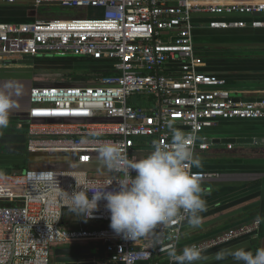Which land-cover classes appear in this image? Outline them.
Wrapping results in <instances>:
<instances>
[{"label":"built area","instance_id":"built-area-1","mask_svg":"<svg viewBox=\"0 0 264 264\" xmlns=\"http://www.w3.org/2000/svg\"><path fill=\"white\" fill-rule=\"evenodd\" d=\"M25 1L36 8L57 4L97 13L69 21L0 23V69L17 60L61 56L108 62L114 74L86 85L30 88V106L22 119L27 152L62 155L75 166L0 173V264H171L167 253L153 246L151 236L132 242L114 233L106 201H99L91 217H85L69 210L57 188L31 181L29 175L52 173L58 189L69 193L76 190L74 177L85 179L91 200L93 192L115 187L122 178V173L108 171L99 162L94 141L122 143L130 160L143 158L154 141L170 143L171 121L181 131L197 130V154L209 150L204 133L220 121H264V101L237 103L224 79L201 71L204 63L194 42L195 16H262L264 1L0 0L8 5ZM248 25L261 29L264 22L216 20L209 27ZM139 140H146L145 145ZM192 172L199 173L202 182L221 178L220 173L195 167ZM68 213L73 216L68 218ZM86 223L101 227L86 228ZM186 224L185 220L157 230V235L171 237L165 247L175 245L180 252ZM259 228L256 221L197 246L207 250L224 246ZM69 248L89 249L92 258L74 255L76 262H58L55 249Z\"/></svg>","mask_w":264,"mask_h":264},{"label":"crops","instance_id":"crops-1","mask_svg":"<svg viewBox=\"0 0 264 264\" xmlns=\"http://www.w3.org/2000/svg\"><path fill=\"white\" fill-rule=\"evenodd\" d=\"M258 1L264 0H218V3L247 4ZM35 9L36 7L28 1L14 5L0 2V23H10L11 19L22 20L21 23L33 22L37 20ZM216 20L242 21L250 24L253 21L264 22V14L254 17L246 15L194 17L195 48L204 63L201 71L224 79L227 89L237 103L246 104L252 100L256 102L264 100V27L258 29L248 25L242 29H211L210 22ZM16 65L8 69L17 68ZM1 70L5 69H0V82L20 84L30 83L33 80L24 78L20 80L21 76H16V73ZM17 101L20 106L26 103L27 108L19 107L12 112L10 123H14L15 131L22 130L26 125L25 123L21 125L19 121H23L29 109V93L25 100L18 98ZM13 133L19 132H12V135ZM204 136L208 138L209 150L197 153L202 158L203 167L196 170L217 172L221 174V178L202 182L205 190L211 189V194L203 197L206 200V211L200 214L203 224L194 230L187 229V224L185 225L180 251L186 246L197 245L228 230L259 221L260 228L254 234L207 250L205 255L212 257L222 249L238 247H244L255 253L256 249L264 247V121H220L213 128L207 129ZM10 137L12 138L11 135ZM15 140L12 138V143H15ZM137 142L145 145L146 140ZM229 146H232V149ZM20 157L24 156L11 160L0 157V168L5 165H22L24 162ZM17 159H21V162H12ZM35 166L32 168L35 169ZM74 166L69 165L70 169H74ZM6 171L0 169V173ZM91 174H96V171ZM197 264H235V262L228 258L223 261L209 259Z\"/></svg>","mask_w":264,"mask_h":264},{"label":"clouds","instance_id":"clouds-1","mask_svg":"<svg viewBox=\"0 0 264 264\" xmlns=\"http://www.w3.org/2000/svg\"><path fill=\"white\" fill-rule=\"evenodd\" d=\"M12 83L0 85V129L10 124V115L20 105L13 94ZM170 143L154 141L152 151L143 158L130 160L126 146L122 143L94 141L99 162L109 171L122 173L115 187L92 193L88 197L87 181L74 177L76 190L70 193L58 189V180L52 173H31L29 180L57 188L69 210L85 217H91L98 202L106 201L110 212V228L125 240L132 242L153 238V246L167 253L171 264H197L209 259L223 261L231 258L235 264H264V247L255 253L244 247L222 249L209 257L206 248L197 245L186 246L178 252L175 245L164 246L171 237L157 235L158 229H171L173 225L187 221V229H198L203 224L200 215L206 211L204 196L211 189L202 187V176L193 173L192 168L203 167L202 158L195 153L197 130H179L174 122L167 124ZM93 136L97 135L95 133ZM135 173V175H133Z\"/></svg>","mask_w":264,"mask_h":264},{"label":"rangeland","instance_id":"rangeland-1","mask_svg":"<svg viewBox=\"0 0 264 264\" xmlns=\"http://www.w3.org/2000/svg\"><path fill=\"white\" fill-rule=\"evenodd\" d=\"M37 16L36 19H57V20H74V19H83V18H91L93 15L97 13L94 9H65L60 6H43L42 8H36L35 9ZM22 20H16L11 19V24L15 23H21ZM1 22V21H0ZM54 57L58 56H51V57H39L41 59H48L52 58L51 60H54ZM29 61H32V63H27ZM34 59H26V60H17L15 63L17 64L16 67H12L11 69H5L1 71H7V73H16V76H21L20 80L22 78L24 79H33L32 82L28 83H18V82H10L13 85V94L15 95V89H19V96H16V99H22L25 100L26 97H28V93L31 87H61V86H74V85H86L88 81L82 79L84 73H79L80 80H72L69 76L71 69L74 67L72 64L68 63L67 65H59L47 67L44 63L43 64H36L33 62ZM25 62V63H24ZM47 67V68H46ZM60 68V69H57ZM57 69V70H56ZM92 76H94V79L97 77V73L93 72L91 73ZM17 78V80H19ZM28 81V80H26ZM9 83V82H8ZM65 83H69L70 85H64ZM5 84V82H0V85ZM74 84V85H73ZM20 101V100H19ZM22 109L27 108V104L24 103L20 106ZM11 116V115H10ZM14 123H10L9 127L6 129H0V153L3 152V155L0 154V157L7 158V159H13L16 157H19L18 154L21 156L24 155V157H20L22 159V164L27 165L28 169L30 167H33L35 165H38V167L35 166V169H43V170H62V169H70L69 164L65 162V157L58 154H29L27 152V149L24 145L21 147H16L14 145L12 147V138H15V143L17 142V139L20 137L19 135L23 134V129L19 131H15L14 129ZM24 128V127H22ZM12 132H19L18 134L12 135ZM12 136V138L10 137ZM22 144V143H21ZM18 148V149H17ZM13 149H17V151H13ZM21 159L13 160L12 162H21ZM2 168V167H1ZM0 168V169H1ZM93 176H97L96 174H93ZM73 215L68 214V218H71ZM84 226L86 228H92L95 227H101L99 224H91L86 223ZM94 247V245H92Z\"/></svg>","mask_w":264,"mask_h":264},{"label":"trees","instance_id":"trees-1","mask_svg":"<svg viewBox=\"0 0 264 264\" xmlns=\"http://www.w3.org/2000/svg\"><path fill=\"white\" fill-rule=\"evenodd\" d=\"M52 58L48 59H41V58H35L34 63L36 62L37 64H45L47 67L51 66H58L59 65H67L72 64L74 67L71 69V72L68 77H70L72 80H80L79 73H84L82 79L88 81L86 84L90 83L92 80H94V76L91 75V73L96 72L99 76H107V75H112L114 74V71L111 67V65L108 62L105 61H93L91 59H86V58H75V57H54V60H51ZM68 62V63H66ZM35 63V64H36ZM55 66V68H56ZM46 67V68H47ZM60 69V68H57ZM56 69V70H57ZM64 85H70L69 83H65ZM74 85V84H73ZM27 98V97H26ZM20 124H24L21 120L19 121ZM23 134L19 135L20 137L17 139L16 143H12L13 145H16V147H21L22 145H26V138L25 134L26 131L23 129ZM22 143V144H21ZM3 155V152L0 153ZM18 156H21L18 154ZM24 156V155H23ZM5 170H11L12 172L14 171H21L25 172L30 169H28L27 165L25 164H17V165H5L2 167ZM32 170H35L32 168ZM69 214V213H68Z\"/></svg>","mask_w":264,"mask_h":264},{"label":"water","instance_id":"water-1","mask_svg":"<svg viewBox=\"0 0 264 264\" xmlns=\"http://www.w3.org/2000/svg\"><path fill=\"white\" fill-rule=\"evenodd\" d=\"M44 6H57V4H44ZM259 16V15H257ZM25 63V62H24ZM27 63H32V61H29ZM264 100H260L258 102H263ZM256 102V100H252L250 102H247V103H254ZM30 170H32V167H30ZM7 174H10V173H22L21 171H14L12 172L11 170H7L6 171ZM90 250L89 249H55L54 251V254L55 256L57 257V261L58 262H76L77 261V257L74 256V255H82V256H85L86 258L88 259H91L92 258V255L90 254Z\"/></svg>","mask_w":264,"mask_h":264}]
</instances>
